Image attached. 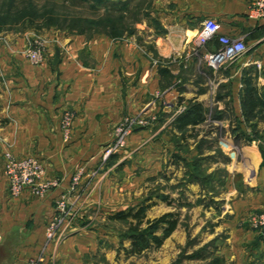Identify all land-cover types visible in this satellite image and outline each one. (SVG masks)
Segmentation results:
<instances>
[{
  "label": "crops",
  "instance_id": "obj_1",
  "mask_svg": "<svg viewBox=\"0 0 264 264\" xmlns=\"http://www.w3.org/2000/svg\"><path fill=\"white\" fill-rule=\"evenodd\" d=\"M145 1L110 0V6L115 4L111 10L126 4L125 15L136 2L143 3L142 15L149 16L136 25L135 33L64 35L50 43L42 65H33L15 46L0 45V264H28L31 260L39 264H82L86 248L98 250L95 236L100 238L103 233L109 241L116 240L114 232H102L90 224L100 216L90 213L102 199L115 202L118 193H132L136 180L142 183L149 174L161 171L166 141L149 140H165V135L161 136L165 127L160 124L132 135L125 156H115L105 170L98 166L102 148L112 138V126L127 114L150 106L158 93L163 92L168 102L185 109L191 102H199L206 111H215V121L226 124L230 109L233 120L245 122L241 91L246 71L253 69L255 84L264 90V20L250 17L253 0ZM207 19L220 24L222 35L244 36L249 47L237 64L217 73L201 58L191 57L197 34ZM219 47L213 41L206 52ZM178 75L182 76L181 83L175 88ZM159 109V122L166 119L175 127L172 133L183 136L175 123L179 114L172 116L162 106ZM70 111L76 116L74 134L65 142L60 125L63 115ZM241 127L247 136L255 138L253 129H246L244 124ZM257 129L264 130L261 124ZM231 135L232 131L226 132L219 143L225 155L234 149ZM259 139L247 145L244 140L240 142L247 162L237 175L230 174V179L241 180L235 190H230L237 196L233 203L245 198L253 208L264 209L260 147L264 142ZM142 140L150 143L141 148ZM9 150L19 159L38 158L46 179L57 181L58 186L45 197L29 191L13 197L4 171V154ZM136 153L141 156L134 161ZM135 162L140 167L139 176ZM232 164L236 165L235 159ZM80 171V183L74 187L73 177ZM61 196L76 211L77 219L63 243L48 244L47 227ZM104 214V220L113 216L110 209ZM261 251L264 242L254 249V253Z\"/></svg>",
  "mask_w": 264,
  "mask_h": 264
},
{
  "label": "rangeland",
  "instance_id": "obj_2",
  "mask_svg": "<svg viewBox=\"0 0 264 264\" xmlns=\"http://www.w3.org/2000/svg\"><path fill=\"white\" fill-rule=\"evenodd\" d=\"M108 5L106 2L96 4L89 0H0V21L6 23L0 27V45L8 48L15 46L22 53L28 38H43L50 45L51 42H58L64 35L83 34L78 28H71L73 25L86 28V35L107 34L105 29L109 30L111 23L101 19V15L108 9ZM134 5L127 12L126 19H121L122 24L119 23L124 35L135 33L136 25L149 16L142 15L143 3L136 2ZM120 16L114 11L115 19ZM181 77L176 76L174 82H179ZM209 78L213 80V77ZM228 92V89L223 90L225 94ZM164 100L168 102L165 98ZM160 105L164 110L170 111L169 115L172 116L178 110V106L170 108L163 104V99L158 100L156 95L150 106L127 114L112 126V138L102 148L98 164L100 170L108 169L115 156H125L132 135L142 130L154 129L157 125L165 127L164 134L161 135H165V140L154 137L149 141H166L163 145V165L161 171L152 176L149 174V178L142 183L136 180L137 184L134 185L132 193H118L115 202L108 203L102 199L101 205L91 211L92 216L96 213L100 216L90 219V224L102 229V232H114L116 240L109 241L103 233L100 238L99 235L95 236L98 250L90 251L86 248L82 264H264V251L254 253L257 245L264 242V234L255 231L249 223L254 214L264 213V209L253 208L245 198L239 204L233 203L237 196L230 190H235L234 187L237 188L241 183L235 177L230 179L233 177L230 174L237 175L236 171H241L246 165L243 152L245 150L241 144L236 143L233 135L231 137L234 149L230 155H225L219 144L221 138H226V132L231 134L233 126L236 125L233 112L229 110V120L225 124L215 121L214 110H207L208 118L203 124L188 129V134L185 132L183 136H178L172 133L175 127L166 119L163 123L159 122L162 115ZM75 117L74 114L69 140H65L63 134L62 122L65 114L62 117L60 129L65 142H70L73 138ZM127 119L133 120L135 125L132 135L127 139L124 148L106 159L107 149L115 142L116 133L126 125ZM141 120L144 121L143 125H140ZM260 124L264 128V120L258 123V128ZM247 128L252 129L250 126ZM258 131L264 136V130ZM259 140L264 142L263 138ZM252 141L245 142V145ZM148 142L142 140L141 148L148 146ZM140 156L136 153L133 160ZM234 159L236 165L232 164ZM136 167L139 176V164ZM141 206L145 209L142 229L147 228L148 221L153 222L170 213L175 214L179 220L178 227L160 248L153 247L139 255H132V240L128 237L132 218L126 221L112 218L122 212L126 214L131 209L139 210ZM109 209L113 216L104 220L103 215ZM251 232L256 235H251ZM157 234L162 235V231ZM68 236L66 232L62 243Z\"/></svg>",
  "mask_w": 264,
  "mask_h": 264
},
{
  "label": "built area",
  "instance_id": "obj_3",
  "mask_svg": "<svg viewBox=\"0 0 264 264\" xmlns=\"http://www.w3.org/2000/svg\"><path fill=\"white\" fill-rule=\"evenodd\" d=\"M249 15L257 20H264V0H253L249 7ZM221 26L213 19H207L203 22L202 28L197 34V47L193 50L191 57L196 56L206 64L214 73L224 68L231 67L244 57L248 51L245 37H231L220 33ZM218 40L219 49L214 52H206V47L213 41ZM49 43L43 38H28L27 45L22 54L33 64L42 65L45 61V54ZM157 63V62H155ZM181 82L175 84L179 85ZM157 98L163 99V104L170 108H177L175 103H169L164 100V94H157ZM174 116L184 111L185 108L178 107ZM74 114L66 112L63 118V134L65 140L71 136L72 121ZM143 120L140 125H143ZM135 129L133 120L127 119L126 125L119 128L116 133V140L109 146L105 158H110L113 154L124 148L127 139L132 135ZM5 175L9 181L10 193L13 197H18L24 192L29 191L37 197H45L51 190L58 186L55 180L46 179V170L38 158L28 157L24 159L17 158L10 150L4 155ZM82 173L80 172L73 178V186L79 185ZM77 219L76 211L71 208L65 196L57 200L56 214L47 227V243L60 245L63 236ZM251 227L264 234V213L254 214L249 221ZM2 236L0 235V243ZM40 261L31 260L28 264H39Z\"/></svg>",
  "mask_w": 264,
  "mask_h": 264
},
{
  "label": "trees",
  "instance_id": "obj_4",
  "mask_svg": "<svg viewBox=\"0 0 264 264\" xmlns=\"http://www.w3.org/2000/svg\"><path fill=\"white\" fill-rule=\"evenodd\" d=\"M89 1L96 4H101L103 2H106L107 5L110 4V0ZM110 7H115V4L112 6L108 5V9L103 12V15H101V19L104 18L103 20L113 22L111 23L110 28H108L109 30L105 29V31H108L107 34L112 36L124 35L121 32L120 25L122 24L121 19L124 20L126 18L125 9L127 6L124 4L123 8H119V10H111ZM114 11L115 13L121 15L118 17L119 19L117 18L118 20L114 18ZM33 18L37 19L36 17ZM120 22L121 24L119 25ZM4 24H6L4 21H0V27ZM71 28H78L79 32L83 34L86 32V28H79L75 25L71 26ZM214 42L219 44L218 40H215ZM251 72H253V69L245 72L243 88L241 91V105L245 122L240 123L237 120L236 125L232 128V135L238 144H240L242 140L250 142L254 138L246 135L245 131L241 127L242 124L248 127L250 126L253 129L255 138L260 137L264 139V136L259 135L260 133L257 130L258 123L261 122V120H264V90L258 88L255 84L256 78L251 75ZM206 113L207 111L201 103L191 102L190 105L175 119L177 128L184 134L188 127L192 126L193 128H196L200 126L206 121ZM261 151L264 157V147L261 148ZM144 212L145 209L141 206L139 210L131 209L126 214L122 212L112 218L122 219L125 221L132 218V224L128 235V237L132 240V246L130 249V254L132 255H139L153 247L160 248L164 244L165 240L168 239L178 227L179 220L175 214L170 213L154 220L153 222L148 221L147 228L142 229V225L145 220ZM159 231H162V235L157 234Z\"/></svg>",
  "mask_w": 264,
  "mask_h": 264
}]
</instances>
